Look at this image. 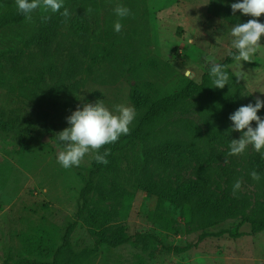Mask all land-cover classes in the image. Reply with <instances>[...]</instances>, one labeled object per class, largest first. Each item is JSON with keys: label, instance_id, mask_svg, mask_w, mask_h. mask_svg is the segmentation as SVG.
<instances>
[{"label": "rangeland", "instance_id": "374dc122", "mask_svg": "<svg viewBox=\"0 0 264 264\" xmlns=\"http://www.w3.org/2000/svg\"><path fill=\"white\" fill-rule=\"evenodd\" d=\"M236 2L64 0L60 12L67 8L68 18L49 14L62 17L49 52L39 46L47 22L39 11L31 22L0 29V264L23 258L52 261L76 218L96 152L69 169L58 163L65 150L58 133L70 126L67 117L100 100L110 111L117 104L132 107L135 118L129 128H134L155 99L189 80L201 81L209 63L225 58L232 49V27L252 18L239 11L233 15ZM118 4L131 15L117 17ZM9 12H17L15 0H0V16ZM118 19L119 33L114 30ZM73 65L80 69L77 74ZM230 70L239 77L227 87L236 98L232 108L196 97L160 120L156 140L123 137L71 233L76 252L99 245L80 264H264V230L253 232L241 217L201 229L197 212H188L176 199L178 190L193 185L203 164L215 198L229 195L231 205L242 201L247 212L262 216L264 198L256 182L242 179L241 197L228 183L229 172L245 168L260 152L252 146L243 155L228 152L231 140L242 135L232 130L230 114L257 97L264 100V38L253 61H236ZM258 115L264 119V108ZM191 135L196 136L190 142L195 152L189 147L169 156L154 151L160 138L184 141ZM146 171L156 192L141 187ZM147 233L157 239L141 236ZM124 236L133 238L118 244ZM186 246L184 252L173 249Z\"/></svg>", "mask_w": 264, "mask_h": 264}, {"label": "trees", "instance_id": "16d2710c", "mask_svg": "<svg viewBox=\"0 0 264 264\" xmlns=\"http://www.w3.org/2000/svg\"><path fill=\"white\" fill-rule=\"evenodd\" d=\"M261 23H264V18H259ZM25 21L22 14L17 12H9L0 16V29L11 26L14 24H20ZM45 22V21H44ZM62 23V17L50 16L47 22L42 26L41 32L38 35L39 46L46 52H49L51 46V40L58 34V27ZM263 39V38H262ZM233 55L237 54L234 48L231 49ZM233 55L229 52L225 58L218 64L226 65V71L229 73V83L225 85L223 89L215 88L211 86V78L209 76V69L212 63H209L205 68L201 81L189 80V82L181 89L168 93L163 97L155 99L145 114L139 119L137 125L130 129L129 134L121 135L119 140L112 144H107L99 150L100 154H103L106 149L110 150V155L107 159H111L119 149V144L123 137H138L145 141H154L160 136L162 130L159 129V122L165 115L170 114L183 106L187 105L191 100L196 97L199 98H212L219 105H228L230 108L235 104L236 98L230 94L227 87L232 84L238 83L239 80L230 70V66L236 62L233 59ZM71 71L73 74H77L80 71L79 68L75 70V66H72ZM77 71V72H76ZM75 76V75H74ZM135 91L134 93H136ZM169 134L166 133V137ZM160 138V137H159ZM196 136L192 138V135L184 140L177 141L170 136L168 139H161L154 144L155 153L159 152L163 156H169V152L172 150H180L185 147H189L192 152H195L191 147V140L195 142ZM218 139V138H215ZM223 139V137H222ZM212 144V142H210ZM197 150V148H196ZM97 153H95L96 155ZM95 155L91 162L88 178L85 181L80 191V203L76 212V218L70 221L67 225L65 234L63 236L62 245L55 251L52 261H44L37 258H23L17 262V264H80L82 257L87 254H94L99 251V245L95 247H85L80 252L73 250L71 242V233L74 231L78 224V220L85 214L88 207L91 204V194L95 190L96 179L100 173L104 170L105 164L98 163L95 160ZM149 158L152 159V152H149ZM203 164L198 169V178L195 180L190 188L178 190L176 193V199L180 200L187 207L188 212H197L200 218V228L204 229L211 227L221 221L228 218L241 217L243 223L251 224L253 232H259L264 230V206L262 208V216L258 217L255 214L247 212V205L242 201L231 205V197L226 195L223 200L215 198L211 192L210 182L207 175V169ZM255 170L259 173L261 179L259 181L253 180L250 173ZM233 172L228 173V183L232 187L237 180H246L247 182H256L260 195L264 198V158L261 153L256 157L252 163L248 164L243 169H235ZM144 180L141 182V187L147 192H156L157 184L154 180H151V175L148 171L145 172ZM237 197L242 196L241 189L235 194ZM171 197V195H169ZM172 198V197H171ZM228 232V231H227ZM224 233V232H223ZM141 235V234H140ZM210 234H203L201 238ZM217 235V234H214ZM141 236L149 237L151 239H157L154 234H143ZM133 236H124L123 240L117 242L122 244L132 240ZM168 249H172L168 247ZM177 252H184L189 249V246L179 248L173 247ZM8 264V263H5Z\"/></svg>", "mask_w": 264, "mask_h": 264}, {"label": "clouds", "instance_id": "9594fccd", "mask_svg": "<svg viewBox=\"0 0 264 264\" xmlns=\"http://www.w3.org/2000/svg\"><path fill=\"white\" fill-rule=\"evenodd\" d=\"M17 11L22 14L26 22H31L33 13L39 11L41 20L47 21L50 13H60L63 17L70 16L69 10L63 7L64 0H15ZM233 15L239 11L243 15L252 17L244 23H238L231 29V48L237 54L233 55L231 49L229 54L233 55L236 61H253L254 54L261 47V40L264 38V23L259 18L264 15V0H238L231 4ZM91 11V9H88ZM119 18L131 15L128 7L117 5L114 9ZM114 30L119 33L122 24L118 19L114 24ZM226 65L212 63L209 69L211 86L223 89L229 83V73ZM191 76V72H186ZM239 78V77H238ZM264 108V100L256 98L255 103L242 105L230 114L229 119L233 122L232 130L240 131L239 139H232L229 145V156L243 155L249 146L260 152L264 158V119L258 115V111ZM115 111H110L102 101L85 103L82 108H77L67 117L69 127H66L58 134V139L65 142V150L58 154V163L65 169L79 166L86 154L96 152L95 160L98 163L107 164V157L110 150L106 149L103 154L99 150L107 144L115 143L121 135L130 132L129 125L135 118V110L130 106L117 104ZM255 122V127H253ZM253 180L261 179L259 173L253 170L250 173ZM241 189V181L237 180L233 185V193Z\"/></svg>", "mask_w": 264, "mask_h": 264}]
</instances>
